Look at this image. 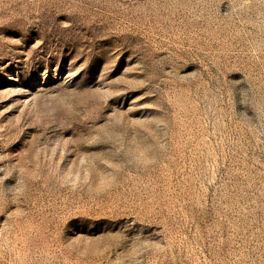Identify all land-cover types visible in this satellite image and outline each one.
I'll return each mask as SVG.
<instances>
[{
  "label": "rangeland",
  "instance_id": "obj_1",
  "mask_svg": "<svg viewBox=\"0 0 264 264\" xmlns=\"http://www.w3.org/2000/svg\"><path fill=\"white\" fill-rule=\"evenodd\" d=\"M0 264H264V0H0Z\"/></svg>",
  "mask_w": 264,
  "mask_h": 264
}]
</instances>
